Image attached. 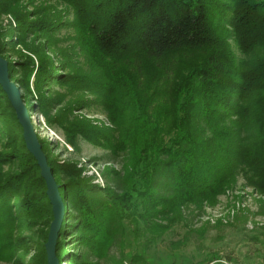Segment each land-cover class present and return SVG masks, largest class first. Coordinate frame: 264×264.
Instances as JSON below:
<instances>
[{"label": "trees", "instance_id": "16d2710c", "mask_svg": "<svg viewBox=\"0 0 264 264\" xmlns=\"http://www.w3.org/2000/svg\"><path fill=\"white\" fill-rule=\"evenodd\" d=\"M34 1L0 0L10 82L29 116L40 113L73 152L79 139L108 152L100 186L38 137L65 209L59 264H99L92 259L127 232L144 240L130 264H173L157 247L195 212L239 180L264 196V0ZM63 31L100 76L57 46ZM104 91L117 93L101 101ZM92 103L110 127L79 114ZM51 221L45 182L0 86V264H47Z\"/></svg>", "mask_w": 264, "mask_h": 264}, {"label": "rangeland", "instance_id": "374dc122", "mask_svg": "<svg viewBox=\"0 0 264 264\" xmlns=\"http://www.w3.org/2000/svg\"><path fill=\"white\" fill-rule=\"evenodd\" d=\"M41 1L52 5L56 3V0H36L34 3ZM5 19L9 20V18ZM5 19L2 18L3 24H6ZM74 37L72 31L60 32L56 37L59 40L57 46L67 51V58L82 73L100 76L95 69L91 68L87 57L79 51V47L73 41ZM230 45L235 57L242 59L243 56L238 53L237 47L233 43H230ZM155 83L159 85L158 82ZM14 85L16 86V84ZM53 89L58 93L66 92L54 87ZM115 93L117 92L104 91L98 97L101 101H104L107 95ZM91 99L94 98L91 97ZM34 100L35 98L32 99V102ZM79 114L98 120L104 123L105 126L110 127L107 118L108 111L99 104L92 103L89 109H85ZM30 116L32 123L35 124L34 128L37 136L54 144L53 156L57 160L77 162L79 167H85V176H94L95 183L101 184L100 186L104 185L105 180L102 172L105 166V159L103 158L108 154L106 150L94 147L79 139L78 152H73L72 148L65 144L60 131L46 126L40 113H33ZM94 159H101L102 161L91 163ZM184 230L190 232L187 234ZM22 234L27 238L28 232ZM126 236L127 240H122V236L118 237L114 244L106 249L105 257H102V259L93 258L92 261H97L99 264H130V260L127 258L128 254L134 253L144 243V240H140V236L136 237L133 232H127L124 237ZM184 237L187 239L185 243ZM251 237L255 238L251 239ZM169 240L172 242L180 241L184 244L181 243L178 247L173 246L175 250H170L167 245ZM66 242L69 246L67 255L72 256L79 251L72 247V239L66 240ZM30 246L31 244H29ZM157 248L158 255L169 257L173 264H214L215 262L206 263L214 256H218L221 259L219 262L222 264H264V196L246 187L245 183L239 180L234 188L217 199L215 205L211 207L204 206L202 211L195 212L193 217L189 219L187 228L183 229L178 226L176 232L171 236H166L164 244H159ZM31 255L32 252L28 254V258ZM70 260L71 258L64 259L61 264H70ZM1 264L8 263L2 261Z\"/></svg>", "mask_w": 264, "mask_h": 264}, {"label": "water", "instance_id": "95a60500", "mask_svg": "<svg viewBox=\"0 0 264 264\" xmlns=\"http://www.w3.org/2000/svg\"><path fill=\"white\" fill-rule=\"evenodd\" d=\"M0 86L15 112L18 124L22 128V139L24 141L25 148L35 160L40 171V177L45 182L46 196L49 200L52 212V221L49 226L47 241L44 244L46 263L59 264L57 258L55 257V246L58 239V232L64 219V204L60 198L58 186L51 174L46 157L41 150V145L38 142V136L34 128L35 124L32 123L29 113L22 102L20 90L12 82H10L7 62L1 57Z\"/></svg>", "mask_w": 264, "mask_h": 264}]
</instances>
